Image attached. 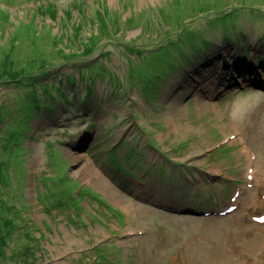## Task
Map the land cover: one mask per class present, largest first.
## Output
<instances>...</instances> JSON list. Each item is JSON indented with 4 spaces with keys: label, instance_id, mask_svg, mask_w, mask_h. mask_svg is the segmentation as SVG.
Returning <instances> with one entry per match:
<instances>
[{
    "label": "rangeland",
    "instance_id": "rangeland-1",
    "mask_svg": "<svg viewBox=\"0 0 264 264\" xmlns=\"http://www.w3.org/2000/svg\"><path fill=\"white\" fill-rule=\"evenodd\" d=\"M255 173L264 0H0V264H264Z\"/></svg>",
    "mask_w": 264,
    "mask_h": 264
},
{
    "label": "trees",
    "instance_id": "trees-1",
    "mask_svg": "<svg viewBox=\"0 0 264 264\" xmlns=\"http://www.w3.org/2000/svg\"><path fill=\"white\" fill-rule=\"evenodd\" d=\"M196 1H198V0H195V2ZM196 10H199L200 12L201 11H203V9L201 8V6L200 5H196L195 7H194ZM190 12V10H189V6H187V8L185 9V10H183V9H181L180 10V12H177L176 14H175V19L176 20H178L179 22L181 21V16H183V15H185V14H187V15H185V16H187V17H189V18H193L194 16H195V14H196V12H194V11H192V13H189ZM227 16V14H224L223 16H219V17H226ZM218 16L217 17H215V18H212V19H217V18H219ZM182 22H180L179 23V25L181 24ZM181 26H182V28H183V26H184V24L182 23L181 24ZM186 32H188L186 35H183V33L181 34V36H186V40L187 41H191L196 35H195V30L194 31H192V30H190V31H186ZM242 43V42H241ZM32 60V59H31ZM14 66V65H13ZM34 70H31V71H27V72H25L24 74H22V75H19L20 76V78L21 79H24V78H26V77H33V74H34ZM15 74H16V72H15ZM19 78V77H18ZM17 78V79H18ZM19 78V79H20ZM17 79H14V81L13 82H17ZM32 79H34V78H32ZM19 86V88L21 89V84H19L18 85ZM109 157H110V159H109V161L110 162H112V163H114V165H116L117 166V168L118 169H120V170H122L123 171V166L119 163V161L117 160V158L115 157V155H113V154H111V155H109ZM127 171V170H126ZM128 172V171H127ZM126 172V173H127ZM129 174V173H128ZM130 176H132V174H130ZM133 177V176H132ZM133 178H136V177H133ZM137 179V178H136ZM143 182V181H142Z\"/></svg>",
    "mask_w": 264,
    "mask_h": 264
},
{
    "label": "bare ground",
    "instance_id": "bare-ground-1",
    "mask_svg": "<svg viewBox=\"0 0 264 264\" xmlns=\"http://www.w3.org/2000/svg\"><path fill=\"white\" fill-rule=\"evenodd\" d=\"M223 25V24H222ZM195 30V28H193L192 29V31H194ZM195 32H197V31H195ZM193 41V40H192ZM237 42H235L234 44L236 45V48H238L239 46L236 44ZM239 49H240V51H243V52H245V49L244 48H241V47H239ZM204 51H207V50H204ZM208 52V51H207ZM250 121L252 122V123H255L256 122V116L255 115H251L250 117ZM246 127V126H245ZM249 133H250V130H249V127H247V128H245L243 131H240L239 132V140L243 143V149H244V152H248V151H250V145L248 144L249 143V139H248V135H249ZM248 173H250V170L247 172V174ZM257 176V173H255V177L253 178V180L254 181H256V184H258V185H260L261 187H264L263 186V184H264V179L263 180H260V179H262L261 177H260V179H258V177H256ZM137 180V179H136ZM139 181V180H138ZM256 184L254 183V185H255V187H256ZM66 188H68V187H65V189ZM256 189H258V188H256ZM66 191H67V189H66ZM231 210L233 211V209L235 208V207H232L231 206ZM229 208H227L226 210H228Z\"/></svg>",
    "mask_w": 264,
    "mask_h": 264
},
{
    "label": "water",
    "instance_id": "water-1",
    "mask_svg": "<svg viewBox=\"0 0 264 264\" xmlns=\"http://www.w3.org/2000/svg\"><path fill=\"white\" fill-rule=\"evenodd\" d=\"M209 213H212V214H219V212L218 211H210V212H205V211H202V214H207V215H210Z\"/></svg>",
    "mask_w": 264,
    "mask_h": 264
}]
</instances>
